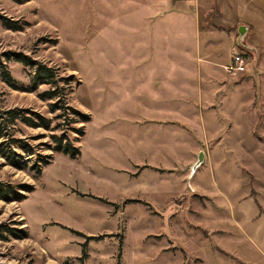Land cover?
<instances>
[{
    "label": "rangeland",
    "instance_id": "rangeland-1",
    "mask_svg": "<svg viewBox=\"0 0 264 264\" xmlns=\"http://www.w3.org/2000/svg\"><path fill=\"white\" fill-rule=\"evenodd\" d=\"M0 17L19 27L0 18V108L52 123H16L18 167L0 152L22 195L0 192V264H264L243 235L262 243L264 219L241 215L264 212V0H0ZM8 53L57 69L87 120L51 112Z\"/></svg>",
    "mask_w": 264,
    "mask_h": 264
},
{
    "label": "trees",
    "instance_id": "trees-1",
    "mask_svg": "<svg viewBox=\"0 0 264 264\" xmlns=\"http://www.w3.org/2000/svg\"><path fill=\"white\" fill-rule=\"evenodd\" d=\"M0 18L4 21L5 25L8 28L19 29L17 24L8 21L4 17ZM6 57L9 61L16 60L17 62H20L26 66H30L34 69L31 90H37L38 87L42 84L50 85V89L41 93L40 98L42 100L49 101L56 100V103L51 105V112L54 113L58 110H62L63 113L61 116L65 117L70 113L73 115H80L85 120H87L88 117L86 115L80 114L77 110L73 109L67 104L66 96L68 95V93L66 91L67 87L65 88V86L69 84V80L61 77L58 74L57 69H55L54 67H50L46 63L35 61L23 54L8 53ZM0 68L2 80L9 86L13 88L16 87V81L13 79L10 71L8 70V66L2 62L1 56ZM62 84H65V86ZM27 112L28 111L22 109L3 110L0 108V152L15 167H18L20 162L19 158L21 159L22 156L19 155L14 148H20L29 155L33 154L30 146L25 141L13 138L16 123L20 121L22 122V124L33 128H50L52 124L50 120L40 115H33L34 117H28L26 115ZM35 119H38V122H36ZM55 139L57 141V145L54 151L68 154L71 157H75L77 154H79L78 148L74 147V145L70 142L66 135L55 137ZM42 160L43 158L39 161V167L37 168V171L47 163L46 160ZM0 192L5 197H8L9 194H13L14 196H16L17 200H20V198L22 197L21 193L17 189H13L12 187L7 185L0 184ZM8 231L14 233L12 229Z\"/></svg>",
    "mask_w": 264,
    "mask_h": 264
},
{
    "label": "crops",
    "instance_id": "crops-1",
    "mask_svg": "<svg viewBox=\"0 0 264 264\" xmlns=\"http://www.w3.org/2000/svg\"><path fill=\"white\" fill-rule=\"evenodd\" d=\"M159 98H161V97H159ZM137 99H138V97L136 96V100ZM166 101H168L170 103H173V102H179L180 103V102H182V99L179 100L178 98H176L174 100H171L170 97H168V99ZM262 209L264 211V207ZM250 212L251 213L253 212V214L252 215L248 214V211H247L246 208L245 209H241V215L243 216V222H244V229L245 230L248 229L247 228V226L249 224L248 222L250 221V218H252L253 216H256L257 215L258 216L257 217L258 218L257 220L264 219V212L262 214H259L260 213V209L259 210H255V211H250ZM234 221H235V219H234ZM257 223H260V221H258ZM259 227H261L260 224H259L258 228ZM250 232L251 231H249V230L247 232L244 231V234L243 235L244 236H247L249 238V240H251L252 242L256 243V245L259 247V249L264 250V241L261 243L258 240H256L257 237L254 236V235H256V231H254L252 234Z\"/></svg>",
    "mask_w": 264,
    "mask_h": 264
},
{
    "label": "built area",
    "instance_id": "built-area-1",
    "mask_svg": "<svg viewBox=\"0 0 264 264\" xmlns=\"http://www.w3.org/2000/svg\"><path fill=\"white\" fill-rule=\"evenodd\" d=\"M227 73L235 77L246 71V63L244 57L241 55L235 56L232 61V65L226 68Z\"/></svg>",
    "mask_w": 264,
    "mask_h": 264
},
{
    "label": "water",
    "instance_id": "water-1",
    "mask_svg": "<svg viewBox=\"0 0 264 264\" xmlns=\"http://www.w3.org/2000/svg\"><path fill=\"white\" fill-rule=\"evenodd\" d=\"M240 33L241 34H244L243 28L240 29Z\"/></svg>",
    "mask_w": 264,
    "mask_h": 264
}]
</instances>
